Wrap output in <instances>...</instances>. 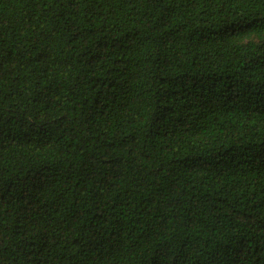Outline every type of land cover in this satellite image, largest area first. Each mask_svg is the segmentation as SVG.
<instances>
[{"label": "trees", "instance_id": "1", "mask_svg": "<svg viewBox=\"0 0 264 264\" xmlns=\"http://www.w3.org/2000/svg\"><path fill=\"white\" fill-rule=\"evenodd\" d=\"M0 264H264V0H0Z\"/></svg>", "mask_w": 264, "mask_h": 264}]
</instances>
